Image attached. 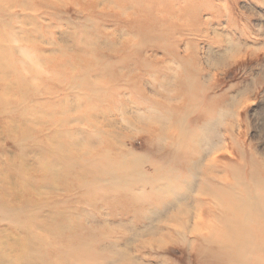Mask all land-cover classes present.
Instances as JSON below:
<instances>
[{
  "label": "rangeland",
  "instance_id": "obj_1",
  "mask_svg": "<svg viewBox=\"0 0 264 264\" xmlns=\"http://www.w3.org/2000/svg\"><path fill=\"white\" fill-rule=\"evenodd\" d=\"M187 80L194 85L183 93ZM181 88L182 98L171 95ZM164 100L169 113L150 104ZM180 114L191 124L182 132L172 117ZM203 117L221 142L215 156L264 177V0H0V251L9 264H103L104 255L108 264H264V205L248 175L245 206L233 212L229 200L218 207L203 195L211 204L170 222L182 235L153 245L139 243L179 211L174 198L140 224L123 217L128 199L66 181L77 149L97 158L108 138L116 151L145 154L147 126L161 131L156 143L190 141ZM230 129L238 147L226 140ZM54 166L63 180L42 177ZM213 175L237 181L222 167Z\"/></svg>",
  "mask_w": 264,
  "mask_h": 264
},
{
  "label": "bare ground",
  "instance_id": "obj_2",
  "mask_svg": "<svg viewBox=\"0 0 264 264\" xmlns=\"http://www.w3.org/2000/svg\"><path fill=\"white\" fill-rule=\"evenodd\" d=\"M125 45L130 46L131 44H126L125 42ZM176 60L182 67V59L176 57ZM90 70L97 72V67L91 66ZM120 78H124V76L120 75ZM178 80L182 81V76L175 78L174 83L176 87L181 86L180 84H177ZM192 81L193 80H187L184 82V86L187 91H183V93L191 91V88L194 85ZM161 83H163L161 87L165 89L164 86H166L165 84L167 83L164 81H161ZM88 85L91 87V91L95 90L97 93L100 92L98 86L92 85L91 82H89ZM120 92L121 90L117 91V94H120ZM204 92L205 91L203 90L200 92V98H207V94ZM171 95L176 98H182V88ZM163 97L166 99L169 98L168 101L172 98L170 96L167 97L164 94ZM193 98L195 99V96H193ZM165 100L158 103H152V101H150V104L153 105V108L162 110L166 109V113H169L168 109L171 108H169L170 106L165 103ZM147 103L149 104V101L145 104L141 103V105L144 106V108L150 107V104L148 105ZM131 104L136 106L138 105L135 100L132 101ZM172 117L176 119L177 123H179V129L181 132L182 127L187 129L185 127L187 122L186 116H182V114H180L175 117L172 115ZM194 123L196 125L198 124L196 126L197 129H194L188 135V137L193 140L189 141L185 138L182 140L172 139L171 142H166L164 145L156 143L157 139L162 140V137L159 139L162 134L161 131H157L155 128L152 129L147 126L146 133L148 138H145L147 140V145L143 147L145 154H136L131 150L116 151L113 143L108 138L100 140L101 147L103 146L104 148L98 152L97 158L94 157L93 159H90L89 151L84 154L82 149H77L75 153L72 152L67 157L68 168L64 170L68 176L66 181L68 183L71 182L72 184H75L77 188L92 187L94 191L89 194H95L99 197L110 195L113 199L118 196L128 199L130 204L126 207V212L123 217L126 218L127 216H131L133 220L138 219L140 224H145L146 221L149 220L148 214L159 208L154 204H161L164 201L169 202L172 198L178 201V203L182 206L179 208V211L176 212V214L169 215L165 218V220L161 221L160 229H156V233L154 235L151 234V238L141 240L139 243L141 245H153L156 243L155 241H159L160 243L161 239L164 237H172V235L176 234L181 236L182 224L179 231L170 233V222L174 221L176 217H180L179 219L182 223V215L184 216L183 213L186 212L185 215H187L190 208H200L211 204L203 201V195H208L212 200V203H214L215 206L218 205V207L221 206L222 201L229 200L227 203H223L225 206L227 205V207L231 203L232 206L229 210L234 212L235 206H239L237 208L240 209L245 206L244 204H247L244 199L245 195L251 196V194H247L245 192V189H240L246 185V179H249L251 183L259 187L261 194L262 191H264V177L260 176V173L259 175L250 172L244 173L242 165L232 163L229 160H224L220 156H215V151H217L215 148L218 143L221 142L218 141V143L215 144L216 142L210 140L209 134L212 131L210 123L207 122L206 118L199 119ZM187 125L191 126L190 123ZM228 134L229 136H226V140L232 146L235 145L238 147V137L233 134V130L230 129ZM166 135L167 133L165 134V137ZM88 136V138H92L96 137V134L92 133ZM193 141L202 143L203 146H206V149L201 150V146H199V149L195 148L193 151L192 149L184 147V145H189ZM71 145L72 148L76 147L74 143ZM99 147L100 146H97V148ZM147 157H153V159H149ZM221 161H224V163H221ZM38 163L39 164L37 165H42L40 164L41 160H39ZM221 167L226 170L227 173L233 174L237 181L228 182L225 178H216L213 175V172L218 173V170ZM259 170L261 169H258L257 171ZM65 173H61L59 167L54 166L45 172L42 177L45 179H53V181L57 178V181H59L63 180ZM198 173L200 175H198ZM220 180L221 185L218 186ZM189 193L190 197L188 196ZM260 194L255 195L256 199H254L260 205H264V199H262ZM189 200H192L194 207L190 206L188 203ZM260 207L264 208V206ZM197 217L198 216H194L195 219ZM214 219L218 218L215 216ZM184 221L187 222V217L184 218ZM112 228L115 229L116 226H112ZM241 229V233L245 235L244 226H242ZM195 231L197 237H203V235L197 234L196 229ZM142 236H145V234H138V237ZM103 237L107 242L112 238L111 235L107 236V234H103ZM115 241L118 243L121 240L118 238V240ZM249 242L250 241L248 239L243 238L242 244L245 245V252H249L250 250ZM208 243L216 246L218 245L210 242L209 240ZM8 249L13 251L11 248ZM66 251L70 254V256L75 252L71 249V247H68ZM4 254L5 253L3 251H0V264H9L11 261L8 260ZM104 256L105 258L103 264L111 263L110 259H108L106 255ZM217 257L218 256L215 255L211 258L216 260ZM76 260L77 259L75 258L72 263L76 262Z\"/></svg>",
  "mask_w": 264,
  "mask_h": 264
}]
</instances>
